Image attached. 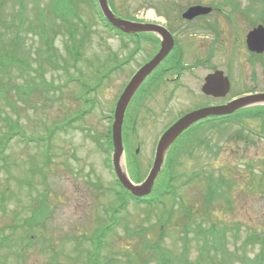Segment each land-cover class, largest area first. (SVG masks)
I'll return each instance as SVG.
<instances>
[{"label":"rangeland","instance_id":"1","mask_svg":"<svg viewBox=\"0 0 264 264\" xmlns=\"http://www.w3.org/2000/svg\"><path fill=\"white\" fill-rule=\"evenodd\" d=\"M52 1L7 0L0 9V20L3 21L0 23V55L10 54V46L18 35L17 56L21 59L17 66L0 68V146L1 139L9 132V123L16 124L25 135L24 139L20 137L22 135L12 138L1 153L6 161H0V201L5 191L3 207H0V237L7 236L9 242L16 241L13 250L18 251L8 253L7 248L2 249L0 264H90L89 255L95 251L100 264H160V253L138 251L141 248L138 238L142 240L138 233L143 227L149 229L147 238L156 237L157 227L153 225L157 213L169 209L173 203L171 196L164 199L163 206L151 211L144 203H130L125 211L115 214L118 224L112 231H107L104 241L96 247L93 235L101 226L111 224L115 193L120 192L114 173L107 165L105 150L111 112L124 82V74L119 70L108 76L104 74L111 50H117L118 42L106 35L91 2L71 0L67 6H54ZM159 1L110 0V4L116 16L151 22L155 19L154 9ZM167 1L175 3L178 8L197 1L225 3L223 10L226 14L237 6L243 11L242 18L240 13L233 14L240 28L239 38L242 35L244 39L251 29V19L256 25L264 26V21L257 19L262 14L264 16V0ZM251 5L255 9L253 18L244 11ZM76 13L78 18L74 16ZM59 17L70 19L77 37L82 34L84 25L89 33L78 50L77 62L72 57L73 43L68 27ZM222 18L224 22L221 24L228 30L230 40L229 23L224 16ZM50 30H54V34ZM44 31H48V37L52 39L51 51L46 49L42 40ZM195 38L205 40V33H198ZM116 54L120 60L121 51ZM241 57L242 63L237 57L230 61L227 52L233 86V93L227 97L245 92L246 87L251 86L250 77L254 70L246 64L245 55ZM20 64L23 65L21 68ZM24 66L29 69L23 70ZM255 74L256 86L264 90V58L258 62ZM42 78L44 82L41 83ZM33 83L41 88L26 95L24 92ZM14 87H20L19 94ZM84 99L89 103L84 104ZM88 109L90 111L83 119L71 122L66 130L54 131V127ZM159 125L157 123L156 129ZM222 125L224 130L221 133L218 129L216 132L211 130L208 151L202 147L194 149L192 143H185L180 153L179 145L173 143L168 157L178 152L179 158L173 169L165 168L157 177L154 197L164 190L166 173L172 174L175 177L172 190L178 203H187L198 215L191 228L196 230L199 221H203L204 227L217 222V226L226 227L225 249L230 257H224L225 263L247 264L260 252V245L252 242V238L264 236V122L258 119L226 121ZM52 131L54 133L49 138ZM138 132L144 136L143 129ZM235 135L244 136L246 140H228ZM29 137L33 140L29 141ZM123 145L128 153L125 156L127 163L122 159V165L135 183V175L139 173V177L145 178L148 174L156 144L141 142L127 146L123 141ZM137 148L139 152L136 154ZM188 149L192 151V157L184 153ZM194 172L199 178L186 184ZM211 177L214 181L223 179L219 194L224 198L215 197L209 218L199 220L203 217L199 214L207 190L206 182ZM43 200L47 214L42 225L36 222L33 226H26L32 222L35 213L39 217L45 215ZM197 235L195 237L193 231L189 233L185 249L187 260L191 264H196L199 259L201 264H223L220 252L214 255L212 249L202 251L204 240ZM28 240H32L31 247L25 249ZM182 245L181 226L170 229L160 242L161 247L170 250L163 252L169 253L167 256L174 264H183ZM20 254L21 258H18Z\"/></svg>","mask_w":264,"mask_h":264},{"label":"flooded vegetation","instance_id":"2","mask_svg":"<svg viewBox=\"0 0 264 264\" xmlns=\"http://www.w3.org/2000/svg\"><path fill=\"white\" fill-rule=\"evenodd\" d=\"M224 5L226 4L197 1L184 8H178L171 1L160 0L154 9L155 19L151 22L134 17L122 18L134 23L154 25L155 30L152 32L122 33L114 27L107 28L103 25L106 35L118 42L116 51L122 53L119 60L116 51L111 50L112 55L110 54L108 58V68L104 73L107 76L109 73H115V71L124 74V82L120 86L117 98L133 76L161 51L164 42L169 46L165 57L145 77L126 108L122 139L126 141L127 146L130 143L138 144L141 142L157 144L170 126L194 111L223 106L246 95L264 94V90H259L256 86L257 77L255 74L258 62L263 61L264 52H251L245 43L246 36L250 31L258 26H264L262 24L256 25V21L251 19L252 22L249 24L251 29L249 28L250 30L244 39L242 35L239 38L240 28H238L233 14L237 16V13H240L242 18L243 11L235 6V9H230V12L226 14L223 10ZM109 6L111 8V4ZM194 7L208 8L209 12L199 14L191 19L186 18L184 16L186 12ZM244 11L246 12L245 15H251L253 18L255 9L252 5L246 7ZM223 16L230 26V40L228 30H225V25L221 24L224 22ZM117 17L121 18L120 16ZM257 19L264 21L262 18L257 17ZM201 32L205 33V40L195 38ZM239 47L241 49L238 51ZM227 52L230 61L237 57L239 63H242L241 55L244 54L246 64L254 70L250 77L251 86L246 87L248 90L230 97L227 96L231 94L233 86L229 75L231 74L230 63L227 64ZM217 72L222 73L228 79L230 90L226 96L216 98L204 94L202 88L206 79ZM243 82L245 85L246 81ZM254 107L256 106L244 108L229 116L207 117L199 120L178 136L174 143L179 145L180 153L183 151L185 143H192L194 149L195 147H202L208 151L212 129L215 130L214 132L218 129L221 133L224 130L222 123L225 124L226 121L251 120L242 118L241 111ZM157 123L160 124L159 129H156ZM140 128L144 130V136L139 134L138 129ZM189 150L184 153H188L192 157L193 153ZM136 151L137 154L139 149L137 148ZM126 153L128 151L126 152L125 149ZM175 153L178 154V152ZM165 168L166 166L163 167V170Z\"/></svg>","mask_w":264,"mask_h":264},{"label":"trees","instance_id":"3","mask_svg":"<svg viewBox=\"0 0 264 264\" xmlns=\"http://www.w3.org/2000/svg\"><path fill=\"white\" fill-rule=\"evenodd\" d=\"M0 9L3 5V1H7V0H0ZM91 2V4L93 5L96 14L98 15L97 17H99V19L101 20V22L103 23V25L107 28H111V26L105 21V19L102 17L98 7H97V3L96 0H89ZM71 0H53L52 3L55 6H59V5H64L68 3H70ZM110 2V0H109ZM22 10L20 12V14H22ZM246 14V13H245ZM23 15V14H22ZM2 14H1V10H0V18H1ZM75 18H78V14L76 13ZM263 14L260 16V18H263ZM73 18V19H75ZM59 19L61 21H64V23H66L67 27H68V33H69V38L71 40V42L73 43V47H72V57L74 62H77L78 58H79V48L80 46L84 45L85 40L87 39L89 33L86 30L85 25L82 27L83 32L82 34L77 37V31L73 28V25L69 22L70 19L65 18V20H63L62 18L59 17ZM23 21V19H22ZM261 21V20H260ZM0 23H3L2 20H0ZM50 32H52L54 34V30H50ZM119 32V31H118ZM49 32L44 31L43 35H41L42 40L45 41V45H46V49L48 51H51L53 49V45H52V39H50L48 37ZM20 39V37L17 35L12 43V45L10 46L9 49V55L6 56V54H2L0 55V68H10L11 66H17L18 63H21V59L18 58L17 53L19 51V43L17 42ZM0 40H1V34H0ZM17 40V41H16ZM78 40V42H77ZM19 66V65H18ZM23 65L20 64V68ZM25 71H27L29 69V67L24 66ZM44 82V79L42 78L41 83ZM16 88V90L18 91L17 93L19 94V90L20 87H14V89ZM23 88V87H21ZM41 86H38V84L33 83V85L30 87V89H28V91H25L24 93L26 95H29L30 91H34L40 89ZM18 98H20V96H18ZM85 104H88V101L84 100ZM88 113V111L82 112L80 111L75 117L66 120V122L64 121V123L60 126H56L54 127V131L56 130H66V126H68L71 122L77 121V120H81L84 118V116H86ZM241 115L242 118L244 119H251V120H255L258 119L262 122H264V107H254V108H250L247 109L246 111H241ZM241 118V117H240ZM54 131H52L50 133L49 138H51V135L54 133ZM22 135V132L20 131L19 127L16 124H11L9 123V132L8 134L4 135L3 138L1 139V146H0V161L4 160L6 161V158L2 157V152L3 150L7 147V144L9 143V141L16 137ZM110 135H111V131H110V126L108 128V133L106 136V143H107V151L105 150V152H107V165L110 166V155L109 152L112 151V146H111V140H110ZM22 139L25 138V135L20 136ZM48 138V140H49ZM240 138H242L243 140H246V137L241 136V135H235V136H231L229 137L228 140L232 141V140H240ZM29 141L33 140L31 137H29L28 139ZM27 140V141H28ZM40 141H43L42 139H39ZM178 154L174 153L171 156H167V160H166V169H171L177 160ZM170 171V170H169ZM163 172V171H162ZM199 174L197 172L192 173L186 181V184H189L190 182L197 180L199 178L198 176ZM139 173L138 175H135L133 177V180L138 183L140 182L143 178L139 177ZM175 180V177L170 174V173H166V178L165 181H163L165 187L163 191H159L158 196L154 197V191H156V183L154 185L153 194H150L147 197L144 198H135L133 196H131L127 191H125L117 182V180H115L116 186L119 187L120 192H116L115 193V197H116V205H114L113 207V211H112V215L111 217V224H107L104 227H100L93 235V238L96 240V247L98 248L99 245L101 244L100 242L104 241L103 238L107 235V231H112L114 228L113 226L117 225L119 222L118 217L115 216V214H119L122 211H125L127 206L130 203H134L135 205H140L142 203L146 204L149 211H151L153 208L158 209L159 206H163L164 203V199L166 197L171 196L172 197V202L173 203H178L177 201V197H176V193H174V191L172 190V184L173 181ZM223 179L221 178V180H216L214 181V179L212 180L211 178H208L207 182H206V187L207 190H205L204 195H205V199L202 201V211L199 215H203V217L199 220H203L204 217L205 218H209L207 216H209L210 214V210L212 209V207L214 206V202L216 201V198H221L223 197V194H219V192L221 191L222 187V181ZM227 183V181L224 182V184ZM226 186V185H225ZM7 190V189H4ZM5 194V191H4ZM4 194L1 196V201H0V207H3V201H4ZM224 198V197H223ZM45 199V197H44ZM43 204V211H44V216L43 217H39L37 213H35V215L33 216L32 222H28V224L26 226H33V224L35 225L36 222H39L40 225H42V222L44 220V218L46 217V206H45V201L43 200V202H41V204ZM170 204L169 209L163 211L162 213H157L156 216V222L154 223V227H157V232H156V237H152V238H147L146 234L148 232L149 229L147 228H143L141 229V231L138 233V235L140 236V238L143 240H139L138 244H141V248H139L138 251H155L159 254V258H160V264H174L172 259L169 258L167 254H165L163 251H170L167 249H164L163 247L160 246V242L162 241V239H164V236L166 235V233L169 232L170 229H173V227L175 226H181V232H182V254H181V260L183 264H191L186 257L187 254V245L189 243V233L191 231L194 232V235L196 237H202V239L204 240V245L202 247V251H211V249L214 251V255L217 254L218 252H220L221 254V258L223 260V264H226L224 261V257H230V254H228L229 252L225 249V235H226V227H219L216 224H219L218 222L215 224H209V226L204 227L203 226V221H199L196 224V230H193L191 228V223L193 222V220L195 218H197V213L194 214L192 212V208L189 207V205L187 203L185 204H181L178 203L176 206H174V204ZM198 207V205H197ZM196 207V208H197ZM200 207V206H199ZM199 209V208H198ZM42 210H40L41 213ZM178 214V215H177ZM41 218V219H39ZM41 221V222H40ZM34 236H32V240H34ZM32 240H28L27 246H25V249H29L31 246V241ZM208 240L211 241L208 242ZM252 242L258 243L260 245V252L258 257L254 260V261H247V264H264V236L260 237V235H256L252 238ZM17 245L16 241H12L9 242V238L7 236H2L0 237V256L3 255L1 252L2 249L7 248L8 249V253H12V251H18V250H13V248ZM95 248V249H97ZM186 249V250H185ZM15 255V253H13ZM18 258H21V254L17 255ZM228 257V258H229ZM89 259H90V264H100L98 261V253L97 251L92 252L89 255ZM201 259L198 260V262L196 264H201L200 263Z\"/></svg>","mask_w":264,"mask_h":264},{"label":"water","instance_id":"4","mask_svg":"<svg viewBox=\"0 0 264 264\" xmlns=\"http://www.w3.org/2000/svg\"><path fill=\"white\" fill-rule=\"evenodd\" d=\"M97 6L108 24L122 33H139L152 32L155 26L151 24L134 23L114 15L108 5L107 0H96ZM209 9L201 7L190 8L184 15L186 18H193L199 14L208 13ZM246 47L249 51L255 53L264 52V27L258 26L250 31L246 36ZM169 46L164 42L161 51L154 58L145 64L129 81L127 86L120 94L114 108L113 121L111 125V165L116 180L120 186L135 198H144L150 195L154 183L162 170L164 159L168 149L185 130L190 128L194 123L207 117H224L229 116L239 110L247 107L264 105V94L246 95L237 98L226 105L218 107H209L189 113L170 126L159 139L152 166L146 178L139 184L133 183L122 167V157L124 153L122 142V125L126 108L145 77L161 62L168 52ZM230 90V84L222 73H214L209 76L202 88L206 95L212 97H224ZM137 152V151H136Z\"/></svg>","mask_w":264,"mask_h":264},{"label":"bare ground","instance_id":"5","mask_svg":"<svg viewBox=\"0 0 264 264\" xmlns=\"http://www.w3.org/2000/svg\"><path fill=\"white\" fill-rule=\"evenodd\" d=\"M123 167V165H121Z\"/></svg>","mask_w":264,"mask_h":264}]
</instances>
